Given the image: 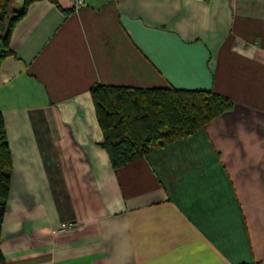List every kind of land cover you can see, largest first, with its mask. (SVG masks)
I'll return each mask as SVG.
<instances>
[{
    "label": "crops",
    "instance_id": "crops-1",
    "mask_svg": "<svg viewBox=\"0 0 264 264\" xmlns=\"http://www.w3.org/2000/svg\"><path fill=\"white\" fill-rule=\"evenodd\" d=\"M8 45L7 264H264V0H33ZM94 84L232 105L113 168Z\"/></svg>",
    "mask_w": 264,
    "mask_h": 264
},
{
    "label": "trees",
    "instance_id": "trees-1",
    "mask_svg": "<svg viewBox=\"0 0 264 264\" xmlns=\"http://www.w3.org/2000/svg\"><path fill=\"white\" fill-rule=\"evenodd\" d=\"M14 1L0 0V61L12 53L8 45L10 35L33 0H22L19 6H15ZM49 1L57 3V0ZM90 94L103 132L101 146L113 168L167 142L191 136L232 105L229 97L210 88L94 84ZM11 167V153L0 112V234ZM0 264H7L1 249Z\"/></svg>",
    "mask_w": 264,
    "mask_h": 264
},
{
    "label": "built area",
    "instance_id": "built-area-1",
    "mask_svg": "<svg viewBox=\"0 0 264 264\" xmlns=\"http://www.w3.org/2000/svg\"><path fill=\"white\" fill-rule=\"evenodd\" d=\"M74 6H80L84 3V0H72Z\"/></svg>",
    "mask_w": 264,
    "mask_h": 264
},
{
    "label": "rangeland",
    "instance_id": "rangeland-1",
    "mask_svg": "<svg viewBox=\"0 0 264 264\" xmlns=\"http://www.w3.org/2000/svg\"><path fill=\"white\" fill-rule=\"evenodd\" d=\"M21 3H22V0H15L14 1L15 6L21 5Z\"/></svg>",
    "mask_w": 264,
    "mask_h": 264
}]
</instances>
